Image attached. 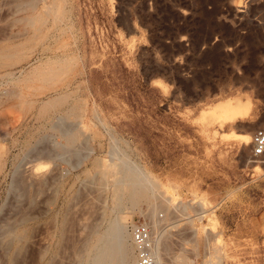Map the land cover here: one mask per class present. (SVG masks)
Here are the masks:
<instances>
[{
	"label": "rangeland",
	"instance_id": "374dc122",
	"mask_svg": "<svg viewBox=\"0 0 264 264\" xmlns=\"http://www.w3.org/2000/svg\"><path fill=\"white\" fill-rule=\"evenodd\" d=\"M21 1L0 0V54L21 56L0 63V264L86 263L78 251L118 208L127 217L123 264H136L130 224L142 220L163 238L164 264H264V163L239 141L264 126V0H59L70 20L37 21L34 40V27L18 18L36 10L16 9ZM61 56L71 61L42 78L40 64ZM59 93L67 95L40 108ZM234 96L251 102L245 116L200 120ZM66 128L79 135L72 147L35 156L64 143ZM119 159L161 187L118 207L120 173L102 170ZM20 161L55 179L42 193L18 188Z\"/></svg>",
	"mask_w": 264,
	"mask_h": 264
},
{
	"label": "bare ground",
	"instance_id": "6f19581e",
	"mask_svg": "<svg viewBox=\"0 0 264 264\" xmlns=\"http://www.w3.org/2000/svg\"><path fill=\"white\" fill-rule=\"evenodd\" d=\"M38 1H44L45 2V5H44L45 10H43L42 12H40V11H38L36 9V4H37ZM61 2L62 3L64 2L63 4H66L65 0L64 1L61 0ZM63 4H61L59 2V0H22L21 2H19L17 4V8L16 9L25 10L27 7H30L32 9H34V11L35 10L36 11L31 13V14H29V15L27 14V15H24V16H20V18H18V20H24L25 19L28 25L34 27V33L31 35L33 40H34V39H36L39 36V26L36 24L37 21H45L46 17L50 16V15L53 16V20H58V21H60L62 19L70 20L71 17L69 15V12L67 10H64L65 8L64 9L61 8L62 7L61 5H63ZM13 53L14 52H5L3 54H0V63H5V62L8 63V62H11V61L15 62V61H17L19 59V57H21L20 55H14ZM17 53H18V51H17ZM69 61H71V60H69L67 58H64L62 56L58 57V58H55V59L49 58L46 62H43V64H40V66L42 65V67L40 69H38L37 72L39 73L40 76H42V78L51 77L53 75V73L56 71L57 68L63 67L62 64L65 63V62L67 63ZM31 71H33V70H31ZM32 73H28L27 77L29 76V74H32ZM8 74H9V76L11 75L12 78L18 79L17 76H14L15 74H14L13 71H9ZM14 91H15V89H14ZM65 95H67V93H59V95L56 98H50L47 101L42 102V105H41L40 108L43 109V108H45V106L53 105L55 103V101H57L59 99V96L63 97ZM250 108H251V102L245 101V100H241L240 98L234 96L232 98H229V99H226V100H223V101H220V102L216 103L209 111L204 112L202 114V117L200 116L201 117L200 120H202V121L215 120V118L219 116L218 117L219 118V120H218L219 122H222V123L229 122V121L233 122L236 119L245 116L249 112ZM76 123L78 125V121ZM73 124H74L73 126L76 127L75 123H73ZM54 125H56V124H53L52 126H54ZM58 125H59V123H58ZM75 127H73V128H75ZM73 128H66L63 131H61V129H60V131L62 132L60 134V136H62V138L64 140V143L60 142V141L59 142L57 141V142H54V146L52 148H50V147H45V148H41V149L38 148L37 149L38 154H35V156L38 155L39 157H45V158L49 157L50 158L51 156L52 157L55 156V155L53 156V153H55V148H57L58 146H60L62 148H65V149L72 147L75 144L74 142L79 137V135L74 131ZM227 135L232 136L233 134L232 135L231 134H227ZM242 135H243L242 137H239V141L241 143L246 144V143L250 142V137L248 136V134H242ZM74 148H75V146H74ZM1 156H2V154L0 153V157ZM38 156H36V157H38ZM84 156H85V154H84ZM36 159H38V158H36ZM31 161H32V159H31ZM40 161H41V159H39V161H37V163L40 162ZM81 162H82V160H80L78 165H80ZM120 162H121V160H120ZM33 163H36V162H33ZM36 164L30 165V166L27 164L28 167L24 168L23 167V162L20 161L19 164L17 163V165L14 168V174L13 175H14V177L18 176L17 180L19 179L18 181L20 183L15 180L16 178H14V177H12V178H14L13 180L15 181V183L17 182L16 185H17L18 188H21L23 190H26V192H28L27 189H30V188L33 189V187L36 186L35 189L37 190V192L38 193L39 192L42 193L43 190L45 189L44 185L46 183H48L49 180L55 179V177H54L55 175L53 176L52 173L51 174L50 173H41L39 171V166L36 165ZM258 166L259 165L256 164L254 166V168H257ZM112 168H113L114 172L120 173L119 175L115 176V178L112 180V182H113V197H114L113 199H114V203L118 207L122 206V203H123L124 199H128V200H130L132 202L139 201L141 198H147L148 199L149 193H151V192L153 193V191L155 189H158V188L161 187V183L159 181L157 182V180L149 177V175L147 174V172L145 171L144 168H142L141 166H137V165L133 164L132 162L128 163V162L123 161L121 163H112L111 165H107V166L104 165L102 171H104V172L109 171L110 172V170ZM48 174L50 176H52V179L49 177ZM66 174H68V172L62 173L61 179L64 176H66ZM104 181H106V179L101 181L103 183H101V182L100 183L101 184H105ZM56 182H58V181H56ZM105 186H106V184H105ZM155 203H153V204H155ZM153 204L152 203L150 204V205H152V211L155 209L157 203L155 205H153ZM200 204H201V202L199 203V205ZM150 205H149L148 208L151 207ZM203 205H201V207ZM184 206H187V205L184 204L183 207ZM153 207H154V209H153ZM184 208H186V207H184ZM123 210L124 209H122V208H118V214H117L116 218L113 221H111L110 223L107 222L108 226H106V229L104 228L105 229L104 231H100L101 229H99V225L93 224L95 226H93L92 228H93L94 233L96 234V237L92 241L91 245L88 246L87 249H86L87 240L84 242L85 244H84V248L82 250H79V248H78V250H79L78 251V256H81L82 253L87 254L86 263H83L80 260V257H79L78 258V264H123L124 258L126 257V254H127V247H128V245H127V243L125 241V238H126L125 235L127 234L126 229H125V224H127L126 223L127 222V217L125 215L126 211L124 212ZM153 212L155 214V210ZM128 214H129V212H128ZM149 217H150V215H149ZM26 218H27V214L23 216L24 220ZM201 218H202V215H201L200 219ZM63 219H65V218H63ZM21 221H19V222H21ZM158 222H159V220H158ZM17 223H18V221H17ZM216 223L217 222L214 221V224H213L214 227H217L215 225ZM155 227H156V225H155ZM149 229H150V235H151L152 242H153V244H152L153 255L155 256L158 264H164L165 263L164 262L165 259H163V256H162L163 252H161V247H160V241L162 242L163 238L161 239V236H159L157 239L155 238L156 239L155 240L153 238V235H154L153 233L155 232L154 230L157 229V228L153 229V226L152 227L149 226ZM12 231H13V229H12ZM157 232H158V230L156 231V233ZM12 234H14V233H12ZM13 236L15 237V235H13ZM163 236H164V234H163ZM14 237H13V239H14ZM17 237H18V239L21 240L22 239V234H18ZM62 237H63V235L61 237H59V238L62 239ZM10 238L12 239V237H10ZM9 242H10V240H8V243ZM11 245H12V240H11ZM47 251L48 250L44 251V253H46ZM13 259H16V258L15 257L14 258H10V264H14ZM52 260L53 259L51 258L49 260V263H51ZM53 264H55V262Z\"/></svg>",
	"mask_w": 264,
	"mask_h": 264
},
{
	"label": "built area",
	"instance_id": "2783aa9c",
	"mask_svg": "<svg viewBox=\"0 0 264 264\" xmlns=\"http://www.w3.org/2000/svg\"><path fill=\"white\" fill-rule=\"evenodd\" d=\"M251 156L264 163V127H257L251 133ZM131 239L135 247L137 264H158L152 252V238L146 221L130 224Z\"/></svg>",
	"mask_w": 264,
	"mask_h": 264
},
{
	"label": "crops",
	"instance_id": "0c3cea01",
	"mask_svg": "<svg viewBox=\"0 0 264 264\" xmlns=\"http://www.w3.org/2000/svg\"><path fill=\"white\" fill-rule=\"evenodd\" d=\"M259 37V42L261 43L262 41L264 42V29L260 30V33L258 35ZM262 94V93H261ZM259 117H260V123L261 125H264V97L263 95H260V107H259ZM258 127H264V126H258ZM257 128V127H256ZM255 129V128H254ZM253 129V130H254ZM253 132V131H252ZM244 134V133H243ZM249 135V134H248ZM243 136V135H242ZM214 213V212H213ZM214 221L218 223V219L216 218V215L214 214ZM225 257V256H224ZM213 260H211L212 263Z\"/></svg>",
	"mask_w": 264,
	"mask_h": 264
}]
</instances>
